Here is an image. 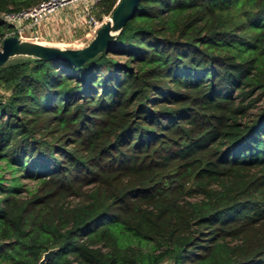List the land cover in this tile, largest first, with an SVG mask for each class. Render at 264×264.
<instances>
[{
	"label": "trees",
	"instance_id": "trees-1",
	"mask_svg": "<svg viewBox=\"0 0 264 264\" xmlns=\"http://www.w3.org/2000/svg\"><path fill=\"white\" fill-rule=\"evenodd\" d=\"M41 1L0 0V37ZM52 249L46 264H264V0H141L80 69L0 67V264Z\"/></svg>",
	"mask_w": 264,
	"mask_h": 264
},
{
	"label": "water",
	"instance_id": "water-1",
	"mask_svg": "<svg viewBox=\"0 0 264 264\" xmlns=\"http://www.w3.org/2000/svg\"><path fill=\"white\" fill-rule=\"evenodd\" d=\"M141 0H119L110 19L96 32L93 39L84 47L68 48L22 40L17 36H7L0 49V67L15 57H32L58 61L80 69L98 55L109 52L118 35L129 19L136 13ZM55 249L46 252L39 264L51 261Z\"/></svg>",
	"mask_w": 264,
	"mask_h": 264
},
{
	"label": "built area",
	"instance_id": "built-area-1",
	"mask_svg": "<svg viewBox=\"0 0 264 264\" xmlns=\"http://www.w3.org/2000/svg\"><path fill=\"white\" fill-rule=\"evenodd\" d=\"M98 2L99 0H43L38 5L27 10L4 13L1 18L5 23L13 26L14 29L10 35L38 43L43 38V28L51 22L55 24L53 29L55 34L56 32L68 34L80 25L89 26L93 33L96 34L99 28L110 19V16L104 17L103 20L95 17L93 12ZM66 8L75 9L76 20L67 23L64 28H56L55 17ZM6 37H0V49Z\"/></svg>",
	"mask_w": 264,
	"mask_h": 264
},
{
	"label": "crops",
	"instance_id": "crops-1",
	"mask_svg": "<svg viewBox=\"0 0 264 264\" xmlns=\"http://www.w3.org/2000/svg\"><path fill=\"white\" fill-rule=\"evenodd\" d=\"M56 28H64L65 25L69 22H74L76 20V11L72 8H66L61 11L56 17ZM54 21V20H53ZM54 22L49 23L42 30L43 38L46 42L56 40V44H60L64 41L65 44H68L67 47H75L72 45L74 42H84L83 40H88L90 36H93V31L87 25H80L75 27L72 31L67 33H58L53 32ZM46 44V43H45ZM48 45V44H47ZM57 46V45H56ZM83 46L85 44L83 43Z\"/></svg>",
	"mask_w": 264,
	"mask_h": 264
},
{
	"label": "rangeland",
	"instance_id": "rangeland-1",
	"mask_svg": "<svg viewBox=\"0 0 264 264\" xmlns=\"http://www.w3.org/2000/svg\"><path fill=\"white\" fill-rule=\"evenodd\" d=\"M95 36V33H93V36H90V38L88 40H83L84 42H74L72 43L73 46L75 47H68V48H81V47H84L83 46V43L85 44V46L93 39V37ZM40 42L39 43H46L48 45H52V46H58V47H67L69 46L68 44H65L64 41L60 44H56V40H53V41H49V42H46V40H39Z\"/></svg>",
	"mask_w": 264,
	"mask_h": 264
},
{
	"label": "bare ground",
	"instance_id": "bare-ground-1",
	"mask_svg": "<svg viewBox=\"0 0 264 264\" xmlns=\"http://www.w3.org/2000/svg\"><path fill=\"white\" fill-rule=\"evenodd\" d=\"M43 44H45V43H43ZM47 45V44H46Z\"/></svg>",
	"mask_w": 264,
	"mask_h": 264
}]
</instances>
